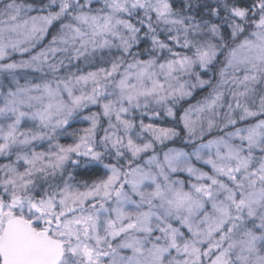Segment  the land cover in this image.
I'll return each instance as SVG.
<instances>
[{
  "label": "snow or ice",
  "instance_id": "obj_1",
  "mask_svg": "<svg viewBox=\"0 0 264 264\" xmlns=\"http://www.w3.org/2000/svg\"><path fill=\"white\" fill-rule=\"evenodd\" d=\"M0 264H264V0H0Z\"/></svg>",
  "mask_w": 264,
  "mask_h": 264
}]
</instances>
